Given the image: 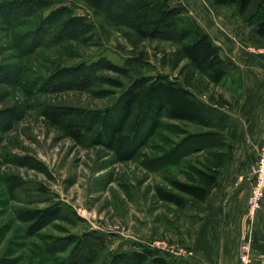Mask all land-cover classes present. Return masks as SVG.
Here are the masks:
<instances>
[{
	"label": "rangeland",
	"instance_id": "obj_1",
	"mask_svg": "<svg viewBox=\"0 0 264 264\" xmlns=\"http://www.w3.org/2000/svg\"><path fill=\"white\" fill-rule=\"evenodd\" d=\"M182 1L191 11L192 3ZM259 1L245 15L235 14L234 5L215 6L244 23L256 46L264 45V36L247 18ZM23 2L32 7L8 20L0 9V264H109L113 252L142 245L172 264H195L198 224H188L186 208L162 201L156 188L174 190L173 177L195 180L199 170L228 151L230 110L240 97L237 75L211 82L188 59L176 57L178 42L139 37L131 20L114 11L119 6L96 7L89 0ZM67 11L87 15L92 29H65ZM106 60L128 67L129 73L106 68ZM62 70L74 71L58 75ZM160 72L179 77L207 101L211 126L163 117L135 157L119 160L102 145L67 136L41 113L47 104L107 107L135 78ZM9 174L25 182L13 192L5 182ZM56 202L63 206L61 215L37 233L17 218L20 207Z\"/></svg>",
	"mask_w": 264,
	"mask_h": 264
},
{
	"label": "trees",
	"instance_id": "obj_2",
	"mask_svg": "<svg viewBox=\"0 0 264 264\" xmlns=\"http://www.w3.org/2000/svg\"><path fill=\"white\" fill-rule=\"evenodd\" d=\"M89 1L96 7L101 3H107L112 10L115 9L113 7L119 6L114 11L131 20L137 35L141 38H163L178 42L176 57L188 59L191 66L206 73L215 84L223 82L231 74L238 73L235 62L223 54L222 47L202 27L182 0ZM209 2L213 7L234 5L235 14L245 15L251 11L255 0H209ZM29 5L23 0H0V9L7 20L16 11L29 10L32 7ZM257 6L247 19L258 23L257 33L264 36V0H260ZM66 13L63 19L65 29L80 33L92 29V23L87 15H76L70 11ZM26 38L31 39V35H26ZM24 45L26 44L21 43L20 47L24 48ZM105 65L106 68L123 75L130 71L128 67L111 60H106ZM73 71L62 70L58 75ZM111 81L115 85H121L120 80ZM41 113L50 124L61 129L67 136L79 143L102 145L112 150L119 160L135 157L139 149L147 144L149 138L158 130L163 117L170 120H186L204 126L212 125V108L207 101L200 98L179 77H173L165 72L135 78L111 105L104 108L47 104ZM227 158L226 152L218 162L199 170L197 178L193 181L173 177L170 183L174 190L157 186L156 193L159 199L182 209L190 201L203 202L218 182ZM28 159H31L30 164L38 166L33 158ZM5 182L11 192L25 183L17 174L7 175ZM62 208L60 202L46 207H20L17 218L28 224L30 232L37 233L48 222L58 218ZM96 238L99 241L102 239L100 236ZM142 247L140 250L113 252L109 264H172L171 259L159 251L150 246Z\"/></svg>",
	"mask_w": 264,
	"mask_h": 264
},
{
	"label": "crops",
	"instance_id": "obj_3",
	"mask_svg": "<svg viewBox=\"0 0 264 264\" xmlns=\"http://www.w3.org/2000/svg\"><path fill=\"white\" fill-rule=\"evenodd\" d=\"M189 2L192 14L237 65L240 86L239 100L230 110L228 158L218 182L202 205L185 206L188 224H198L192 261L241 264L240 243L252 228L253 264H264V197L255 218L248 216L252 171L264 133V45H254L244 23L222 13L209 0Z\"/></svg>",
	"mask_w": 264,
	"mask_h": 264
},
{
	"label": "built area",
	"instance_id": "obj_4",
	"mask_svg": "<svg viewBox=\"0 0 264 264\" xmlns=\"http://www.w3.org/2000/svg\"><path fill=\"white\" fill-rule=\"evenodd\" d=\"M257 152V162L252 171V188L248 198V216L251 220L255 218L256 212L264 197V133L257 148ZM252 241L253 230L250 228L240 243L239 258L241 264H253Z\"/></svg>",
	"mask_w": 264,
	"mask_h": 264
}]
</instances>
